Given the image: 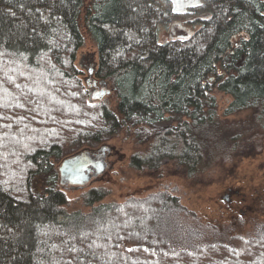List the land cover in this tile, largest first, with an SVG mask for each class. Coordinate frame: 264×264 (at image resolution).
I'll use <instances>...</instances> for the list:
<instances>
[{"label": "trees", "instance_id": "16d2710c", "mask_svg": "<svg viewBox=\"0 0 264 264\" xmlns=\"http://www.w3.org/2000/svg\"><path fill=\"white\" fill-rule=\"evenodd\" d=\"M177 20L190 31L170 38ZM82 23L114 103L89 98ZM218 94L264 130V0H200L187 15L167 0H0V264H264V221L226 237L169 189L105 202L93 187L70 210L61 183L65 157L132 125L153 139L130 167L175 160L195 175L236 148Z\"/></svg>", "mask_w": 264, "mask_h": 264}, {"label": "rangeland", "instance_id": "374dc122", "mask_svg": "<svg viewBox=\"0 0 264 264\" xmlns=\"http://www.w3.org/2000/svg\"><path fill=\"white\" fill-rule=\"evenodd\" d=\"M88 4L87 1L82 20ZM82 26L85 43L79 50L78 64L84 71L89 98L93 102L109 99L114 103L118 99L116 91L92 86L95 77L89 68L99 63V52L83 23ZM185 32L178 28L174 35ZM108 91L110 94L104 95ZM228 102L229 97L218 94L219 115L229 125L233 124L232 132L238 133L234 150H221L220 159L207 160L195 175H190L187 167L175 160H165L159 168L135 169L129 165L131 155L146 151L153 134L147 129L125 126L113 136L92 144L93 152H105L106 171L84 186L68 184L64 187L69 209H88L83 194L93 187L109 190L103 198L105 202H120L132 196L144 197L159 189H169L181 197L185 206L196 211L203 222L213 224L220 234L227 237L255 232L256 225L264 221V130L253 118L252 109L226 115Z\"/></svg>", "mask_w": 264, "mask_h": 264}, {"label": "water", "instance_id": "95a60500", "mask_svg": "<svg viewBox=\"0 0 264 264\" xmlns=\"http://www.w3.org/2000/svg\"><path fill=\"white\" fill-rule=\"evenodd\" d=\"M183 0H176V8H181ZM195 0H190L189 4H195ZM105 94H110L108 91ZM104 95H101L102 97ZM107 163L104 155L98 152L82 151L72 156L66 157L59 165L61 183L63 185L84 186L93 177L99 176L106 171Z\"/></svg>", "mask_w": 264, "mask_h": 264}, {"label": "flooded vegetation", "instance_id": "af4514ba", "mask_svg": "<svg viewBox=\"0 0 264 264\" xmlns=\"http://www.w3.org/2000/svg\"><path fill=\"white\" fill-rule=\"evenodd\" d=\"M189 1L190 0H183V2L181 4L182 6L179 9V8H176V0H167V4H168L169 9H170V14H172V11H173L174 13H177V14L187 15L188 13H190L192 11V8L195 5H198L200 3V0H195L196 1L195 4H189ZM176 26L180 27L181 29L184 28V30L186 29V30L190 31L189 30V26H185V24L183 25L179 20H177L173 24H171V26H170L171 27L170 33L168 34V36L170 38H171V36L178 37V36H174L173 35L174 29H175ZM97 66H98V64H94L91 68H89V72H90L91 75L92 74L94 75V73H95V71L97 69ZM92 86H94L97 89V88H101V86H104V88H105L107 85H102L97 79H94V83H93ZM99 154L100 155L103 154L104 157L106 155L105 152H101V153L99 152Z\"/></svg>", "mask_w": 264, "mask_h": 264}]
</instances>
